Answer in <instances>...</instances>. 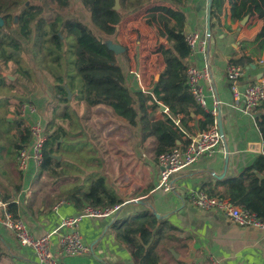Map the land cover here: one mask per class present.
<instances>
[{
    "label": "crops",
    "instance_id": "obj_1",
    "mask_svg": "<svg viewBox=\"0 0 264 264\" xmlns=\"http://www.w3.org/2000/svg\"><path fill=\"white\" fill-rule=\"evenodd\" d=\"M73 1L78 14L88 21L84 24L95 34L97 27L89 9L82 0ZM163 7L184 14L186 35L192 32L204 35V44H200L184 63L187 67L197 68L210 65L213 78L210 82L203 81L202 87L209 109L217 103V116H221L225 141L222 140L217 152L174 174V191L165 193L160 188L161 169L156 155L158 138L152 131V124L163 120L168 114L164 110L167 108L169 112V108L157 102V109L149 107L141 111L140 101L136 98L138 120L136 126H131L112 107L106 104L91 106L77 99L68 86V98L64 100L53 78L48 81L50 85L45 91L47 98L37 91L29 101L35 102L39 113L46 118L49 135L64 136L65 127L72 131L67 141L59 140L57 154H53L61 155L59 162L63 167L72 168V172L68 169L63 176L53 178L55 182L50 184L44 182L50 175L43 171L37 174L32 169L27 178H23L17 169L14 146L24 135L17 121L21 120L22 103L26 101L21 93L7 92L8 86L3 85L0 88V94L4 96L0 98V118L5 121L1 123L0 120L2 198L18 200L17 217L25 221L36 237L56 232L52 244L57 252L58 235L66 232L61 228L63 219L78 216L87 206H92L83 196L89 187L84 180L81 184V176L75 170L88 174L85 179L106 178L124 206L114 219L83 218L79 230L91 252L82 258H61L63 264H137L134 249L119 238V227L125 222L142 223L145 217L156 220L151 226V244L158 264H210L211 258L218 259L221 264H264V230L240 226L219 210L202 209L191 201L192 194L201 191L208 195L210 189L223 192L222 181L239 177L264 155V139L256 119L243 112V102L233 98L226 80L228 66L241 58L252 60L242 65L246 67L251 83L264 78V50L255 43L263 20L256 15L249 17L244 26L241 22L233 23L230 0L220 18L210 19V33L208 0H150L131 10H123L122 21L113 36L103 34L98 28L97 31L105 42L123 47L124 52L116 54L118 63L128 81L144 93L152 90L166 68L159 50L167 45V40L158 36L162 29L156 20L157 10ZM150 45L155 47L154 57L147 59L144 53ZM67 63V60L63 62L62 69L55 65V77L64 76L66 83ZM24 88L26 92L27 88ZM150 104L147 102V106ZM161 105L165 106L164 110ZM201 110L191 113L192 119L187 123L193 134L202 132L199 124L205 117ZM261 114L258 109L256 116ZM185 141L184 137L178 141V147L184 146ZM64 148L68 151L66 158L62 155ZM226 148L229 149L228 162ZM77 151L84 155L76 157ZM255 152L258 156L253 160L250 154ZM234 154L239 155L234 158ZM65 159L67 161L63 162ZM0 264H39L36 253L22 247L15 233L5 227L1 213Z\"/></svg>",
    "mask_w": 264,
    "mask_h": 264
},
{
    "label": "trees",
    "instance_id": "obj_2",
    "mask_svg": "<svg viewBox=\"0 0 264 264\" xmlns=\"http://www.w3.org/2000/svg\"><path fill=\"white\" fill-rule=\"evenodd\" d=\"M52 1L57 10H66L70 5L69 0ZM82 1L89 9L92 22L99 31L107 36H113L122 21L123 10H131L150 0H122L124 5L120 10L114 9L115 0ZM21 2L22 0H0V17L4 23L3 27L0 26V88L7 85V92L21 93L22 97L27 95L17 86V83L25 85L27 89L34 86V73L25 65L22 58L25 51L23 44L31 42L35 48V41L41 38L43 41L39 44L40 51H46L58 68L62 69V60L64 55L67 56L69 70L67 83L64 76L55 77L57 91L65 97L64 100L68 98L66 87L68 86L77 99L91 106L108 105L131 126H136L138 120L136 98L140 101L141 111H146L149 107L155 110L159 107L157 102H162L169 108V112L163 120L152 124V131L158 138L157 156L178 147V141H182L184 132L193 134L187 128V123L192 119L191 113H197L201 108L187 87V66L184 60L190 57L191 52L186 42L185 16L182 12L169 7L157 10L159 14L156 20L162 29L158 36L167 40V45L161 46L159 50L163 55L166 68L160 80L153 84L152 90L144 93L128 81L118 63L116 53L110 50L107 43L81 21L66 20L58 16L48 23L45 18L41 17V8L32 4L24 8L20 13L19 23L14 26L13 14L20 11ZM226 4L227 0H213L210 8L211 21L222 16ZM230 5L233 23L241 22L246 16L256 15L264 23V0H230ZM150 23L151 20H149ZM5 29L10 31L6 32ZM13 30L17 31V36ZM33 34L35 38H32ZM66 41L69 45L64 51ZM255 43H258L260 50H264V24L255 38ZM251 62L250 58H241L232 63L233 65H247ZM2 71L14 74L17 80L9 81L2 76ZM147 102H151L150 106H147ZM259 109L262 114L257 118V125L264 139V103ZM202 113L205 119L200 122L199 126L204 131L211 127L216 119L211 113L204 111ZM182 115L184 117L180 119ZM0 120H2L1 123L5 122L2 118ZM175 120H179V126L176 125ZM23 123L24 119L21 117V120L17 121L18 128L24 127ZM26 130L27 133L23 132L21 142L14 146L16 155L30 142L31 137L27 125ZM59 140L60 137L56 134L49 135L44 148L42 171L52 178L64 175V171L60 168L61 162L51 157L57 154L56 148L60 146ZM221 185L225 187L223 192L210 189L209 194L222 199H230L235 205L255 212L264 222V155H261L239 177L222 181ZM83 196L92 206L107 207L122 204L121 199L110 189L103 176L96 178ZM3 200L9 201V198H3ZM10 209L14 216H17L16 204H10ZM155 222V219L145 217L142 223L125 222L119 227V238L134 249L137 264H158L151 244L153 236L151 226Z\"/></svg>",
    "mask_w": 264,
    "mask_h": 264
},
{
    "label": "built area",
    "instance_id": "obj_3",
    "mask_svg": "<svg viewBox=\"0 0 264 264\" xmlns=\"http://www.w3.org/2000/svg\"><path fill=\"white\" fill-rule=\"evenodd\" d=\"M204 35L192 32L186 35V42L191 54L198 50L203 42ZM191 56V55H190ZM187 87L193 95L198 106L207 113L215 116V123L207 130L198 134L185 133L187 144L176 147L170 152L160 154L157 157L160 173V188L165 193L174 191L172 177L174 174L198 163L207 156H213L222 144V137L217 124L218 104L214 102L213 109H209L208 100L204 93L202 82H210L213 78L210 65L205 68L194 66L187 67ZM226 80L233 98L243 102V112L252 119H256V112L264 103V78L251 83L247 77V69L242 65H229L226 71ZM168 113V109L164 110ZM21 117L27 123L30 132V142L17 153V169L23 178L34 169L38 174L42 172L44 164V148L48 141V125L33 102H26L21 107ZM179 126V120H175ZM192 204L206 210H219L240 226H252L264 230V222L252 211L242 209L228 199H221L208 195L206 192L192 194ZM10 204H18V200L5 201L0 192V213L4 225L13 231L24 248L33 250L39 260V264H63L61 258H82L91 252V248L80 233V222L83 218L114 219L120 213L124 204H116L107 207L87 206L80 215L65 217L61 228L66 232L58 235L57 252L53 249L52 238L56 232L36 237L33 235L25 221L14 216ZM210 264H221L216 258L210 259Z\"/></svg>",
    "mask_w": 264,
    "mask_h": 264
},
{
    "label": "rangeland",
    "instance_id": "obj_4",
    "mask_svg": "<svg viewBox=\"0 0 264 264\" xmlns=\"http://www.w3.org/2000/svg\"><path fill=\"white\" fill-rule=\"evenodd\" d=\"M69 1H70V7L68 8L69 12H67V9L66 10L55 9V4L53 3L52 0H22V2L20 3V6H19L20 11H16L15 13L18 12L19 18H20V13L24 10V8L34 4V5L39 6L41 8V12H40L41 17L45 18V20L48 23L52 22L58 16H62L66 20H79L83 23L84 22L88 23V21H86L82 17V15L78 14L77 8L74 6L75 2L73 0H69ZM123 5L124 4L121 1V6H123ZM14 14H13V17H14ZM1 19L2 18L0 17V26L3 27L4 23H2L3 21ZM18 23L14 22L13 25L16 26ZM89 24H91V23H89ZM5 30H6V32L10 31L8 29H5ZM13 32L17 36V34H18L17 31L13 30ZM94 32H95V35L100 36L103 39L102 35L98 34L97 28H94ZM32 38H35V34H33ZM42 41L43 40L41 38H38L35 41V45H36L35 48H33V46H32L33 43H31V42H25L23 44V49H25V51L23 52V56H22L23 61H24L25 65L28 66L31 69V71L34 73V81H33L34 86L28 87V89L26 91L27 95L22 97V98H25L26 102L33 99V97H34L33 95H36L34 93H36L37 91H38V93H40L39 94L40 96H43V98L44 97L47 98V92H45V91H46V88L48 87V84H49L48 81H51V80H53V78H55V67L56 66H55V63H53L54 61L52 62V60H53L52 57L48 56V53H46V51H42V52L40 51L39 44L42 43ZM68 45H69V43L66 41V43L64 44V49H63L64 51H66V48ZM32 49H34V50H32ZM153 49H155L154 45L148 46L146 49V52L144 53V57L147 59L149 57H154L153 56L154 55ZM73 59H74V56H73ZM66 60H67V56L64 55V58L62 61L66 62ZM73 71H75L74 68H73ZM3 72H6V71H3ZM6 73H8V72H6ZM11 75L14 76V74H11ZM15 81H12V82H15ZM17 86L19 88H21L22 90H26L24 88L25 86L23 87V85H20L17 83ZM13 93L15 94L16 92L14 91ZM1 97H4V96H1V94H0V98ZM26 102L22 103V105L25 104ZM33 104L36 105L38 108V105L35 102H33ZM44 119H45V121H47L46 118H44ZM23 124L25 127H22V130H23V132L27 133L25 121ZM64 131H65V135L63 136V135L59 134L60 135L59 137H60V139L64 138L65 141H67L66 139H68L70 137V135L72 134V131L71 130L69 131L67 127H65ZM76 133H78V130H76ZM62 155H64L65 158L68 157L67 148H64V150L62 151ZM83 155H84L83 153L78 152V151L76 153V157L77 156H83ZM59 156L62 157L61 155H59ZM66 161H67V159H65L63 162H66ZM67 167H63V163H61V165H60V168H62L64 173H65V171L67 172L68 169L70 171L72 170V168H69L68 165H67ZM75 172L81 176V184H83V180H84V184H86V186L90 188L91 183L95 179L89 180L90 177L85 179V177L88 174H86L82 170H75ZM52 181L55 182V180L49 176L48 179L46 178V180L44 182L50 184V183H52Z\"/></svg>",
    "mask_w": 264,
    "mask_h": 264
},
{
    "label": "water",
    "instance_id": "obj_5",
    "mask_svg": "<svg viewBox=\"0 0 264 264\" xmlns=\"http://www.w3.org/2000/svg\"><path fill=\"white\" fill-rule=\"evenodd\" d=\"M121 0H115V6H114V9L115 10H120L121 8V3H120ZM212 1L213 0H208L209 2V14H208V32L210 33L211 32V28H210V19H211V15H210V8H211V5H212ZM2 20V19H1ZM249 20V16H246L242 21H241V25L244 26ZM3 21V20H2ZM14 22L15 23H18L19 22V13H15L14 14ZM3 23V22H2ZM109 49L114 51L116 54H121L124 52V49L123 47L119 46V45H116L114 43H112L111 41H107L106 42ZM2 76L5 77L6 79H8L9 81H15L16 80V77L9 74V73H6V72H1ZM162 107V110L165 109V106L164 105H161ZM217 124H218V128H219V132H220V135L222 137V140L223 142L225 141V137H224V131H223V125H222V121H221V116L219 115V117L217 116ZM239 154H234V158H236ZM250 156L254 159L257 158L258 156V152H255V153H251ZM52 158L54 159H57L58 161H61L62 160V157L60 156H56V155H51ZM229 161V149L226 148V162ZM141 203V202H139Z\"/></svg>",
    "mask_w": 264,
    "mask_h": 264
}]
</instances>
